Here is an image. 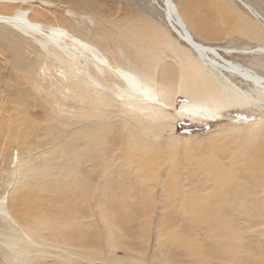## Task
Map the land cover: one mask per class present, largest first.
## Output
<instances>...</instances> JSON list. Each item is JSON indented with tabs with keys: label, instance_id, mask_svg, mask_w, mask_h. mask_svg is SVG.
Masks as SVG:
<instances>
[{
	"label": "bare ground",
	"instance_id": "1",
	"mask_svg": "<svg viewBox=\"0 0 264 264\" xmlns=\"http://www.w3.org/2000/svg\"><path fill=\"white\" fill-rule=\"evenodd\" d=\"M0 1L6 6L14 7L9 13L0 11V25L8 26L33 42L39 52L49 58V61L35 59L33 64L42 69V80L48 81L51 89L59 86L62 95L73 92L74 95L70 98L90 105L91 111L95 109L97 112L100 109L102 112L105 110L103 108H111L137 120L123 121L119 145L120 150L133 151L127 154L128 164L144 165L140 172L132 169L135 166L124 167L131 176L133 185L144 192L142 196L140 193L131 196V202L137 203L138 199L145 202L153 190L156 191L159 186L165 188L162 196L176 203L169 201L170 204L180 207L182 214L178 226L182 231L177 234L182 237L186 234L194 243V247H190L192 244L188 247V250L191 249L193 252L186 255L191 264H222L221 260H224L225 264H264V255L259 256L255 245H252L254 233L264 237V176H261L264 173V146L255 147L248 144L228 163L213 161V154L206 157V160H192L186 166L187 175L191 177L189 179L179 176L181 172L174 155L168 156V162L165 161L167 164H164L161 172L166 156L160 157V147L153 145L147 136L148 130L151 129V121H158V125L154 127L158 126L160 132L164 130L172 132L178 121H161L168 115L167 119L179 118L190 122L208 123L214 122L218 117L223 118L224 112L230 113L237 105L242 108L249 105L264 106V62L261 65L251 62L252 67L257 65L263 74L248 69L232 58H220L215 45L208 41L220 34H241L246 39L264 45V24L256 10L251 11L248 2L162 0L165 6L163 13L165 18L171 19L174 31L165 22L156 24L148 18L131 15L122 19V23H127L123 38L98 43L88 33L83 32L77 24L78 21H74L79 19L91 24L93 17L88 13H76L74 12L76 8L73 11L65 9L74 20L63 14L57 15L54 19L42 20L38 19L41 17L39 14L33 15V11L25 6L34 0ZM39 1L49 7L55 5L48 0ZM197 1L204 3L203 8L197 10L198 14L199 12L203 14L209 12L211 16L216 14L217 24L213 29L206 30L201 26L197 28L195 21L198 14H194V5ZM258 1L264 5V0ZM104 19L103 21H107ZM108 22H112L114 27L115 19ZM131 47L138 52L133 54ZM254 51L260 56L264 55V47H258ZM118 53L124 58L120 59ZM141 54L145 61L139 64L137 61L141 59L139 57ZM129 58H133L136 63L130 62ZM30 65L31 62L22 67L27 69ZM160 70L172 77V84L162 82L163 78L158 75ZM51 97V101L59 99L55 95ZM178 97L184 98V101L177 103ZM63 98L70 100L68 95H63ZM55 104L60 103L56 101ZM90 114L92 115V112ZM40 119L51 124L54 122V113L50 109ZM140 121L147 124L143 126L141 132L136 128ZM99 122L91 129L84 126L85 129H80L76 133L86 149L93 140H96V153L101 154L100 156L97 153L100 156L98 160L106 162V157L110 155L107 156L104 150L116 127L112 126L109 131L107 127L109 121L107 126L103 125L106 121ZM261 122H250L244 128L224 129L225 134L216 137L215 143L226 139L230 131H236L238 135L263 128ZM69 123L70 121H61L60 125ZM119 124L121 123L118 121L114 122V125ZM76 143L75 140L73 143L70 142L68 149L72 151ZM176 143L177 140L168 142V148L171 145L175 147ZM67 150L59 151L64 155ZM67 157L69 158L68 155ZM116 161L118 162V159ZM109 163L113 166L112 161ZM149 165L153 167L151 170L148 168ZM164 170L166 178L169 177L167 180H161L162 176H165ZM108 171L112 172L106 164L105 174ZM143 173L148 181H152L143 180ZM201 174L203 180L195 186ZM258 186L261 188L259 191L255 190ZM9 193L6 186L0 195V218L10 221L15 226H11L10 233L0 234L1 244L7 249H15L21 245V250H25L32 244L37 247L36 244H39L37 239L46 237L58 242L65 230L73 227L75 223H80L77 222L75 215V208L80 207V204L70 197L64 198L60 211H56L54 203L41 202L39 214L26 213L23 220L16 215L22 221L20 223L13 215L12 207L6 206ZM27 195L28 192H20L22 199H27ZM41 195L34 193L33 199ZM177 195L181 198H177ZM139 196L142 198H138ZM45 211L48 212L47 215ZM102 213H106L105 210ZM41 216L45 217L44 220L40 219ZM250 219L260 228L250 232ZM173 225L177 224L172 223L171 226ZM208 228L217 232L216 240ZM174 234L176 233L170 227V232L165 236ZM116 236L112 228L107 231L108 245L113 247ZM163 237L164 233L159 232V241H163ZM201 237L205 240L204 243ZM217 244H222L219 255L222 257L213 261L203 252ZM235 244L242 245L236 250L231 249ZM175 245L181 246L178 241ZM240 253H243L242 257ZM250 254L255 257L250 258Z\"/></svg>",
	"mask_w": 264,
	"mask_h": 264
},
{
	"label": "rangeland",
	"instance_id": "2",
	"mask_svg": "<svg viewBox=\"0 0 264 264\" xmlns=\"http://www.w3.org/2000/svg\"><path fill=\"white\" fill-rule=\"evenodd\" d=\"M48 1L55 5L49 7L39 0H34L25 6L33 11V15L39 14L41 17L38 19L42 20L54 19L59 14L73 19L65 9L73 11L76 8L74 10L76 13L90 14L93 17L91 24L88 21H83L85 23L83 24L79 19L73 20L78 21L77 24L83 32L88 33L98 43L123 38L127 23H122V19L131 15L148 18L156 24L165 22L172 31L175 30L171 19L165 18L163 13L165 6L162 0ZM244 1L250 4L251 11L256 10L255 12L264 24V5L258 0ZM3 3L0 1L1 12L9 13L14 8L12 5L6 6ZM203 6V2L197 1L194 5V14L197 15V10ZM114 19L115 25L112 27L113 23L108 21ZM216 20V14L211 16L209 12L206 14L199 12L195 24L197 28L201 26L206 30L213 29V26L217 24ZM108 27L110 29H106ZM208 41L215 45L220 58H232L242 66L263 74L257 65L264 62V55L260 56L257 51H254L258 47H264L261 43L246 39L241 34H220ZM251 50L253 51L250 52ZM131 52L135 54L138 51L131 47ZM117 55L120 59L124 58L120 53ZM142 56L143 54L139 56L141 59L137 63L141 64L145 61ZM35 59L49 61V58L44 53H40L33 42L8 26L0 25V195L7 186L10 193L6 206L12 207L13 215L15 217L18 215L22 220L26 213L39 214L41 202L54 203L56 211H60L64 198L70 197L80 204V207L75 208L77 222L80 223H75L73 227L65 230L58 242L47 237L37 239L39 241V244H36L37 247L32 244L25 250H21V245L15 249H7L1 244L0 237V264H191L186 255L193 252L191 249L188 250V247L191 244L190 247H194V243L186 234L183 237L177 234L182 231L178 227L182 214L180 207L170 204L172 201L162 196L165 188L159 186L156 191L149 192L151 194L145 202H141L140 199L136 201L137 203L131 202V196L136 193L142 196L144 192L133 185L132 178L124 167L135 166L132 169L140 172L144 165L128 164L127 154L133 151L120 150L119 145L121 144L123 121L137 120L130 116L128 118V115L118 113L117 110L111 108H103L105 110L102 112L100 109H98L99 112L95 109L91 111L90 105L70 98L74 95L73 92L63 94L68 95L70 99L64 100L59 92V86L51 89L48 81L42 80V69L33 64ZM129 61L136 63L133 58H129ZM252 61L257 65L252 67ZM30 62L31 65L27 69L22 67ZM162 71L158 73L163 78L162 82L172 84V77ZM53 95L59 99L51 101ZM56 101L60 104H55ZM177 101L181 103L184 98L178 97ZM50 109L54 113V122L51 124L40 119ZM234 109L230 113L224 112L223 118L218 117L219 119L208 123L190 122L179 118L177 120L167 119L168 115L161 121H178L172 132L170 130L160 132L158 126L154 127L158 125V121H151V129L148 130L147 136L153 145L160 147V157L166 156L161 172H163L164 164L168 162L169 155L175 157L176 165L181 172L179 176L190 179L186 166L192 160L205 159L213 154V161L228 163L248 144H253L255 147L264 146V106L249 105L242 108L237 105ZM61 121H70V123L60 125ZM99 121H106L104 126L109 121L110 125H106L109 131L112 126L116 127L104 150L107 156L110 155L106 157V162L102 159L98 160L101 154L97 152L99 156L96 153V140H93L86 149L82 139L77 138L76 133L87 127L91 129L97 125V122L100 123ZM115 121L121 124L114 125ZM254 121H262L263 128L238 135L236 131H230L226 139L215 143L216 137L225 134L224 129L244 128ZM146 125V122L140 121L136 128L141 132L143 126ZM74 140L77 143L70 151L68 145ZM173 140H177L175 147L171 145L168 148V142H173ZM60 149H68L65 154L69 158L65 154L61 155ZM116 159L118 162H115ZM110 160L113 166L109 163ZM106 164L112 172L108 171L105 174ZM148 168L151 170L153 167L149 165ZM261 176H264V173ZM142 178L146 182L152 181H148L144 173ZM168 178H166L165 171V176L163 175L161 180ZM202 180L203 174L200 175V180L195 186L199 185ZM245 185L249 186V184ZM260 189L258 186L255 190ZM20 192H28L27 199H22ZM34 193L42 195L33 199ZM141 196L138 198H142ZM177 198L181 196L177 195ZM108 201L110 203L107 204ZM103 210L106 213H102ZM44 213L47 215L48 212ZM19 218L16 217L22 223ZM44 218V216L40 217L41 220ZM250 222V232L260 228L252 219ZM172 223L177 225L171 226ZM11 226L15 227L10 221L7 222L0 218V234L10 233ZM170 227L176 234L165 236L170 232ZM111 228L117 234V238L114 237L113 247L108 245L107 241V231ZM208 230L212 231L215 235L213 238L216 240L217 232L209 228ZM159 232L164 233L163 241H159ZM258 237L260 240L257 241ZM176 241L181 244L180 247L175 245ZM202 241L205 242L203 239ZM183 243L186 245H182ZM27 244L30 245V243ZM222 244L209 247L208 251L203 253L208 254L210 260L216 261L218 258L220 260ZM253 244L259 256L264 255V237L254 233ZM241 245L235 244L231 249L236 250ZM240 256L242 257L243 253H240ZM254 257L250 254V258ZM221 261L225 264L224 260Z\"/></svg>",
	"mask_w": 264,
	"mask_h": 264
}]
</instances>
